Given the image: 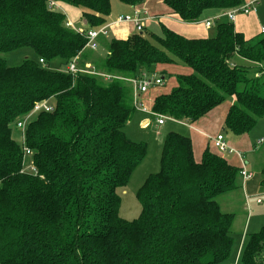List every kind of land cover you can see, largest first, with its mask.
<instances>
[{"label":"trees","instance_id":"trees-1","mask_svg":"<svg viewBox=\"0 0 264 264\" xmlns=\"http://www.w3.org/2000/svg\"><path fill=\"white\" fill-rule=\"evenodd\" d=\"M50 1L0 0V52L30 47L36 54L19 65L0 55V264H222L232 251L235 215L222 211L217 199L237 187L241 166L215 146L218 152L207 147L196 160L191 137L169 132L160 171L137 191L139 216H120L118 190L147 154V145L124 131L137 110L126 79L157 67L162 86L174 76L151 109L185 123L230 102L224 126L241 136L264 118V33L248 38L227 16L208 37L186 36L164 22L146 34L144 25L127 39L99 45L105 57L90 62L109 78L73 75L52 69V62L66 67L78 56L84 65L86 34L109 20L112 0H60L81 9L87 25L81 31ZM118 1L140 6L145 0ZM163 2L188 23L245 4ZM42 100L54 110L38 113L25 129L35 173L25 168L13 129L20 132L17 121ZM261 176L264 184V164ZM241 261L264 264V224L247 236Z\"/></svg>","mask_w":264,"mask_h":264},{"label":"rangeland","instance_id":"rangeland-1","mask_svg":"<svg viewBox=\"0 0 264 264\" xmlns=\"http://www.w3.org/2000/svg\"><path fill=\"white\" fill-rule=\"evenodd\" d=\"M153 1H156V0H153ZM114 3L118 5H123V3L119 2L118 0H114ZM243 5L244 4H241L236 7H232L229 10L207 11L203 17H205L209 12L213 14L217 13L216 15L218 14L225 15L227 12L229 11L231 12L235 8L240 9ZM124 6L127 7L128 5L124 4ZM241 15L243 14H239V16ZM224 17L226 16H222L220 20L221 22L228 21ZM151 18L154 20H151L152 22L151 21L148 22L150 23V27L148 26L147 28H145L146 34H148L150 30H154L156 28L158 29L159 24L163 23V21L160 18H154L152 15H151ZM240 18L241 20L244 19L245 23L247 20L248 25H249L248 29L251 30L250 31L251 33H249L250 35H252V32H257L259 29H261V27L264 26V0H259V2L256 3L255 11H252L248 16L243 15ZM75 26H77V28L82 27V22L76 23ZM151 26L154 29H152ZM83 27H85V24L83 25ZM211 28L213 29V33H214L215 26H212ZM212 34H209V35H212ZM88 50H92V49L88 48ZM93 51H96V55L93 54V57H92L91 53L87 52L86 57H83L85 60L84 63L86 62V59L89 61V63H91L90 61L100 58L99 56H97L99 54H102L103 57H105V54H106L105 47L99 46L97 49ZM0 55L3 56L7 60V63L9 65H19L28 56L31 58L36 57L35 52L30 47H23V48H19L17 50L10 51V52H0ZM236 59H238V61L241 60L240 58H237V57ZM58 61L59 60H54L51 64V68L65 70L66 69L65 65L61 66L60 62ZM248 63L252 64L250 62ZM252 65H255V64L253 63ZM158 69L159 67H157V70ZM102 76H104L105 79H107L108 74H102ZM172 82H173V78H171L170 80L168 78L166 82V86L158 87V90L151 94L150 99L154 100L158 94L169 89ZM128 85L129 87L130 86L132 87L130 82H128ZM138 110H136L133 113L130 120L127 122L126 126L124 127V131L130 140L135 141V142L145 143L147 145V154L143 162L140 164L141 166L139 165L140 167L138 166L139 168H137L131 175L126 187L120 188L118 190L120 197H121L120 216H122L123 218L129 219V220L137 218L142 209L141 204L137 199V191L139 190V188L142 186L145 179L150 174H155L159 172L161 169L162 151H163V146H164L166 135L171 131L178 132L184 135H188L189 133V128L187 127V125L179 123V122H174L172 120H168V118L165 119L166 123L164 125L158 124L156 116L151 113L145 114V116L150 118L151 123H149L150 124L149 126L144 127L140 123L141 117H140V113ZM13 130H14V138L18 142L22 141L24 139V136L19 131H17L15 126ZM222 131L225 134H227V136L228 135L230 136V134L232 133L230 130L225 128V126L222 129ZM249 134L252 137L251 140L256 141L257 147L261 148V151H262L261 152L262 154H260L258 159L255 162H253L255 169L259 170L262 162L264 161V118H261L259 120L257 125L251 130ZM262 138H263V141H261ZM213 150L217 151L215 148ZM245 157H250V154L246 153ZM27 162H28V157H27ZM255 178L258 183L259 173L258 174L256 173ZM254 186H256V183H254ZM261 187L262 188L259 187L258 190H254L252 187V182L249 180L245 187V191L247 190L248 199L246 198L244 199V197H242L241 199H238L240 197V192L239 193L234 192L231 194L233 202H230L229 205L225 204V201L229 197V195L224 196L223 198H220V199L218 197L219 199L218 201L221 204V209L226 212L227 211L232 212L235 215V219H234L235 221L233 223V228H232L235 232L232 251H231L229 258L226 259L224 262H222V264H245L244 262L241 261V253H238L239 251L241 252V249H242V247L241 249H239L241 236L243 235V232H245L244 236L247 238V236H249L250 234L258 232L264 224V185ZM258 198H260L261 200L260 203L257 202ZM246 224L249 226V229L246 228Z\"/></svg>","mask_w":264,"mask_h":264},{"label":"crops","instance_id":"crops-1","mask_svg":"<svg viewBox=\"0 0 264 264\" xmlns=\"http://www.w3.org/2000/svg\"><path fill=\"white\" fill-rule=\"evenodd\" d=\"M52 1L55 3V5H54L55 7L61 9L66 14L67 19H68V23H70L71 27H73L75 29H83V28L87 27L86 22H85L84 18L82 17V11L80 8L68 5V4H66L60 0H52ZM249 1H252V0H245L246 3ZM257 2H259V0H257ZM135 7H137V6H129L128 5L126 7V6H124V4L118 5V4L114 3V0H112V12L108 18L109 20L105 23V24H109V27L107 29V33L101 37L99 45L100 44L102 45V41L105 38L115 37V38H119V39H127L130 35H132L133 33L136 32L135 27L133 26L132 23H118V24L113 23V21L117 18V16H119L121 14L131 13L132 9H134ZM139 7L146 8L149 11L150 15H152L154 18L155 17L160 18L171 29H173L176 32H179L181 34H184L186 36H189V37H208V36H210L209 34L213 33V29L211 28L212 26L206 27L204 24V21H206L208 19H212V17H214V16H217L216 15L217 13L213 14V13L209 12L200 21L194 22V23H188V22H183V21L179 20L178 18H176L175 16H173L172 14H170V10L166 6V4L163 2V0H156V1L145 0L144 3L141 4ZM218 15H220V14H218ZM241 16H243V15H241ZM241 16L238 15L236 17V20L234 21V24H235V27L237 30L243 32L246 35V37H248V38L253 37V36H255L261 32V29H259L257 32H252V35H250L249 33H251L250 32L251 30L248 29V27H249L248 22L246 20V23H245L244 19L241 20V18H240ZM244 16H246V15H244ZM255 18H257V17H255ZM151 20H154V19L151 18V19L146 20V22H145L146 28L148 26L150 27V23H148V22H150ZM78 22H80V23L82 22V27L85 24V27L77 28V26H75V24ZM152 29H154V28L152 27ZM154 30L157 31L158 29L156 28ZM210 30H212V31H210ZM86 50L88 52L89 51L93 52V54L96 55V51H93V49L88 50V48H86ZM99 55L103 56L102 54H99ZM99 55H97V56H99ZM81 63H82V59L78 58L77 64L78 65L80 64L79 66H81ZM87 64L92 65V63L85 62L83 66H86ZM168 70L173 72V70H175V69H173V67H171ZM184 70H186V69H184ZM155 71H156V73H158V70H155ZM186 71H188V70H186ZM171 78H173V80L175 79L174 76H172V77H169V80ZM171 86H172V84H171ZM171 86H170V88H171ZM170 88L167 89L166 91H169ZM157 90H158V88H151L148 92L144 93L141 96L142 101L146 104L147 107L151 108L153 100L150 99V96L152 93H154ZM229 104H230V102H225V103L215 107L208 114H206L204 117H202L201 119H199L193 123H185L183 121L176 120V119H168V120H172L174 122H179V123L187 125V127L189 128L188 135L192 139L194 155H195L196 160L201 159L202 154L207 147H211L212 149L215 148L213 145L212 137H214L218 133H223L225 136V139L228 141V143L232 147L240 150L244 157H245L246 153H249L250 157H245L246 162H247V167L253 173V177L249 180L252 182L253 189L258 190L259 187L262 188L261 186L264 185L261 183L262 176L260 175L261 174V168L264 164V161L262 162L259 170L255 169L253 162H255L258 159V157L260 156V154H262L261 148L257 147L256 141L251 140L252 137L249 133H246V134L241 135V136H237V135H234L233 133H231L230 136L229 135L227 136V134H225L222 131V129L224 128L225 116H226V113L228 111ZM138 111H139L140 117H141L140 118L141 125H143L144 127L149 126L150 125L149 123H151L150 118L145 116V114H148V113L143 112L141 110H138ZM165 123H166V121L160 125H164ZM222 154L234 165L239 166V167L241 166V161L236 154H230V153H222ZM256 173L257 174L259 173L258 183H257L256 178H255ZM249 180L244 182L242 177L239 175L237 178V187L232 191H229V192H226V193L220 195L219 199L223 198L224 196L229 195V197L225 201V204L229 205L230 202H233L231 194L234 192L235 193L240 192V197L238 199H241L242 197H244V199L245 198L248 199V194H247V190L245 191V187H246L247 182ZM254 183H256V186H254ZM219 199H217V201ZM259 199L260 198L257 199V202L260 203L261 200L258 201ZM219 204H220V202H219ZM220 207H221V204H220ZM224 212H226V211H224ZM246 228L249 229V226L247 224H246ZM234 234H235V232L233 230V236H234ZM244 234H245V232H243V235L241 236L239 249H241V247H243V245L245 244V242L247 240V238L244 236ZM238 253H241V252L239 251ZM239 257H240V255H239Z\"/></svg>","mask_w":264,"mask_h":264},{"label":"built area","instance_id":"built-area-1","mask_svg":"<svg viewBox=\"0 0 264 264\" xmlns=\"http://www.w3.org/2000/svg\"><path fill=\"white\" fill-rule=\"evenodd\" d=\"M256 3L257 0H252L247 3H245L240 9L235 8L231 12H227L225 15L220 14L212 19H208L204 21V24L206 27L215 26L217 22H219L222 18V16H227L230 20L235 21L236 17L239 14L243 15H249L252 11L256 10ZM50 5H55V3L51 0ZM147 19H151V15L149 11L144 7H135L131 13L127 14H121L117 16V18L113 21V23H132L135 27L136 32H141L143 30V27L145 25V22ZM70 25V23H68ZM109 27V24H104L98 28L91 29L87 32L86 38L87 42L85 45V48L90 49H97L99 46V37L101 35H104L107 33V29ZM78 31H81V29H77ZM261 32L264 33V27L261 28ZM78 56L73 59L72 62H70L66 66V71L71 72L73 75L77 74L78 72H89L96 75H102V73L95 70V68L87 64L86 66H79L77 64ZM41 62H43V59H40ZM110 75L107 76L109 78ZM128 82L132 85L133 90V99H134V105L135 108L146 112L151 113L156 116L158 124H163L165 122V119L167 116L162 114H157L152 111L151 108L147 107L146 104L142 101L141 96L148 92L151 88H158L162 85H164V80L159 74L152 73V74H142L141 77H135V78H128L126 79ZM54 110V104L50 103L48 100H42L38 101L34 104V107L32 111L24 116L23 118L19 119L17 121V126L20 129V133L24 136V139L21 142L23 143L25 158L31 155V150L27 148L24 144L25 142V128L27 127L28 121L38 113L45 111H53ZM169 119V118H168ZM213 145L222 153H230V154H236L240 161H241V167L239 171V175L242 177L243 181L246 182L247 180L251 179L253 177V173L248 169L247 162L245 160V157L243 156L242 152L234 147H232L228 141L225 139V136L223 133H218L214 137H212ZM263 141V139H261ZM25 168L27 170H32L35 173H37V170L32 162L28 161L25 163ZM260 201V199L258 200Z\"/></svg>","mask_w":264,"mask_h":264}]
</instances>
